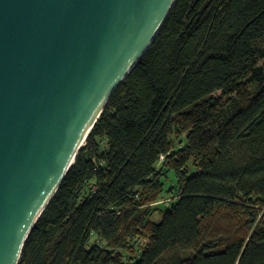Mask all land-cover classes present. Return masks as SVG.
Returning a JSON list of instances; mask_svg holds the SVG:
<instances>
[{
  "label": "trees",
  "instance_id": "obj_1",
  "mask_svg": "<svg viewBox=\"0 0 264 264\" xmlns=\"http://www.w3.org/2000/svg\"><path fill=\"white\" fill-rule=\"evenodd\" d=\"M19 264H264V0H176Z\"/></svg>",
  "mask_w": 264,
  "mask_h": 264
},
{
  "label": "water",
  "instance_id": "obj_2",
  "mask_svg": "<svg viewBox=\"0 0 264 264\" xmlns=\"http://www.w3.org/2000/svg\"><path fill=\"white\" fill-rule=\"evenodd\" d=\"M176 0H0V264H19Z\"/></svg>",
  "mask_w": 264,
  "mask_h": 264
},
{
  "label": "rangeland",
  "instance_id": "obj_3",
  "mask_svg": "<svg viewBox=\"0 0 264 264\" xmlns=\"http://www.w3.org/2000/svg\"><path fill=\"white\" fill-rule=\"evenodd\" d=\"M162 165V161L158 164V168H160V166ZM172 182H170V181H167V183H166V189H168V187H169V185L171 184ZM173 185V184H172ZM171 185V186H172ZM169 207V203L167 202V203H165V204H163L162 205V208H168ZM159 218L157 217L156 218V220H158ZM94 242H96V237H93V239H92V243H94ZM141 253V251H138V255Z\"/></svg>",
  "mask_w": 264,
  "mask_h": 264
}]
</instances>
